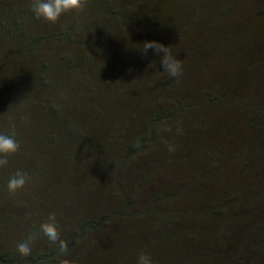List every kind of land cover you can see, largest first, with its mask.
Returning a JSON list of instances; mask_svg holds the SVG:
<instances>
[{
  "label": "trees",
  "instance_id": "trees-1",
  "mask_svg": "<svg viewBox=\"0 0 264 264\" xmlns=\"http://www.w3.org/2000/svg\"><path fill=\"white\" fill-rule=\"evenodd\" d=\"M30 4L0 0L14 75L0 114L33 115L26 131L0 123L19 144L0 186L27 176L0 187V264H60L49 214L77 264H264V0H88L34 33ZM146 40L170 46L178 77L136 49Z\"/></svg>",
  "mask_w": 264,
  "mask_h": 264
},
{
  "label": "clouds",
  "instance_id": "clouds-1",
  "mask_svg": "<svg viewBox=\"0 0 264 264\" xmlns=\"http://www.w3.org/2000/svg\"><path fill=\"white\" fill-rule=\"evenodd\" d=\"M85 3L86 0H31L30 7L35 18L48 23H56L62 15L73 10L82 9ZM139 45L140 47L136 49L140 50L143 54L146 55L151 50L155 55L160 57L159 62L163 69L162 72L167 73L169 77H178L181 74V59H178L177 55L172 53L170 46H166L155 40H146ZM18 150L19 144L14 138V134L0 133V168L6 166L8 163L5 157L15 154ZM26 182V174L22 171H16L8 178L7 189L9 192H15L22 188ZM39 230L54 245L58 244V253L64 256L60 260V264H77L76 260L67 256L69 252L68 244L60 238L55 214H49L47 221L40 224ZM31 247V239L29 237H23L16 243V248L21 254L30 252ZM136 264H155V261L150 253L140 252L136 257Z\"/></svg>",
  "mask_w": 264,
  "mask_h": 264
},
{
  "label": "rangeland",
  "instance_id": "rangeland-1",
  "mask_svg": "<svg viewBox=\"0 0 264 264\" xmlns=\"http://www.w3.org/2000/svg\"><path fill=\"white\" fill-rule=\"evenodd\" d=\"M21 1H24V0H21ZM11 5H13V4H11ZM86 5H88V0H86L85 6ZM83 11L84 10L82 8L80 10L70 11V12H68L66 14L69 15V17H74V16L80 17L82 15ZM187 16H189L190 20L193 18V16H190L188 14H187ZM228 17L230 19H234L235 20V18H241L242 15H239L238 9L234 8V10H232L230 12V16H228ZM258 17L259 18H263V15L260 13L258 15ZM183 20L186 21V25L189 24V20L188 19L183 18ZM37 24L40 25L41 27L43 26V28L45 27V21H43L41 19L34 18L33 22H31V21L28 22V25H27V27H29L28 30L31 33H34L35 30L37 29V28H34V27ZM239 25L238 24H235V26L238 27V28H239ZM31 28H34V29H31ZM35 58H37V54H35ZM262 69H263L262 67H260L259 69H257V73H259L260 70H262ZM15 70L18 73L19 70L18 69H15ZM5 77H7L6 80H10L11 78H14V75L12 74L10 68H8V67L4 66L2 63H0V79H1L0 86L3 88V90H5V85H6ZM6 107H8V106H6ZM29 116H33V115L29 114V111L25 110V107L24 106L23 107H19L17 104H14V105L9 106V108H7L5 111H3L2 114H0V123L1 124H8V125L11 123V125H14V128L17 127L16 132L20 131L21 129L22 130L24 129L26 131V127H27L26 118L29 117ZM46 116H48V115L45 113V117ZM52 122L55 124V121L50 120L49 121V127H54ZM39 124L40 125H43L45 127H48L46 123H42V122L39 121ZM64 143H65V141H64ZM59 147H60V144H59ZM60 150H61V152H66L67 151L63 146L60 147ZM45 155L48 156V153L45 152ZM14 166L15 165H11V164L6 165L5 166L6 172L8 173ZM1 179H2V177H1ZM0 187H1V192L3 194V197L6 198L5 197L6 196L5 195V191H6V188L5 187H7L6 183L2 184ZM3 187L5 189H3ZM23 202L26 205H30V204L33 203L32 201H28V199H25V198H23ZM97 245L98 246H101L102 245V243H101V241L99 239H98V244Z\"/></svg>",
  "mask_w": 264,
  "mask_h": 264
}]
</instances>
